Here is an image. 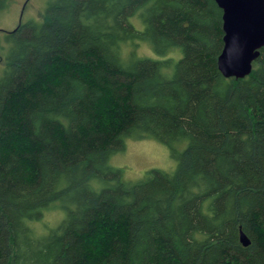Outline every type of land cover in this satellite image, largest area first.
<instances>
[{
    "label": "trees",
    "instance_id": "1",
    "mask_svg": "<svg viewBox=\"0 0 264 264\" xmlns=\"http://www.w3.org/2000/svg\"><path fill=\"white\" fill-rule=\"evenodd\" d=\"M222 37L215 0H49L7 33L0 264H264V46L225 77ZM145 137L176 168L125 182L107 161Z\"/></svg>",
    "mask_w": 264,
    "mask_h": 264
},
{
    "label": "rangeland",
    "instance_id": "2",
    "mask_svg": "<svg viewBox=\"0 0 264 264\" xmlns=\"http://www.w3.org/2000/svg\"><path fill=\"white\" fill-rule=\"evenodd\" d=\"M48 2L49 0H6L5 7L0 8V79L4 75L11 47V43L7 40V33L27 21L40 22ZM130 21L136 28L140 30L143 28V24L136 15L131 16ZM135 55L153 59L172 56L176 61L180 57V51L174 49L165 55H159L153 51L147 41H139L135 47ZM184 145V141L177 142L174 144V149L181 151ZM107 164L111 168L121 170L123 181L136 182L143 179L147 171L153 168L173 172L177 159L171 156L170 149L165 144L154 138H128L125 140L124 148L113 153ZM62 218L63 214L60 211L46 212L39 220L41 222L39 228L49 230L56 226Z\"/></svg>",
    "mask_w": 264,
    "mask_h": 264
},
{
    "label": "water",
    "instance_id": "3",
    "mask_svg": "<svg viewBox=\"0 0 264 264\" xmlns=\"http://www.w3.org/2000/svg\"><path fill=\"white\" fill-rule=\"evenodd\" d=\"M222 9L223 45L217 57L218 69L225 77L243 78L264 46V0H215ZM243 246L250 243L239 230Z\"/></svg>",
    "mask_w": 264,
    "mask_h": 264
}]
</instances>
